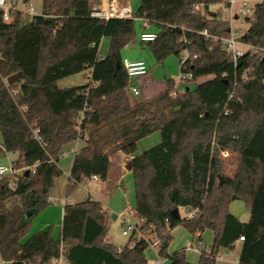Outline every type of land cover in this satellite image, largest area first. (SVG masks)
Returning a JSON list of instances; mask_svg holds the SVG:
<instances>
[{"label":"trees","instance_id":"trees-1","mask_svg":"<svg viewBox=\"0 0 264 264\" xmlns=\"http://www.w3.org/2000/svg\"><path fill=\"white\" fill-rule=\"evenodd\" d=\"M98 1L43 0L40 14L12 9L11 22L0 8V131L5 150L19 154L20 170L0 179V256L13 264H50L61 256L70 264H150L146 241L118 249L105 240L108 209L90 197L63 206L58 238L48 228L23 241L33 217L50 204L65 146L85 139L73 157L66 198L92 175L111 192L124 174L122 155H133L134 216L160 238L159 255L171 264H189L185 249L168 253L172 231L182 225L194 235L214 231L212 249L202 251L200 264H216L220 248H234L240 236L238 264H264V4L255 5L241 36L260 51L246 52L235 63L220 40L200 33L231 35L229 18L211 9L224 0H141L134 16L158 26L156 39L143 42L152 56L163 61L187 52L180 71L191 72L194 81L211 78L175 95V80L167 78L161 94L132 105L121 50L136 38V22L92 16ZM104 36L110 46L101 56ZM87 68L91 83L59 86ZM18 71L19 81L8 84ZM156 131L161 142L136 154L138 142ZM224 152L235 154L231 175ZM235 200L246 203L247 222L230 211ZM177 207L196 213L175 218Z\"/></svg>","mask_w":264,"mask_h":264},{"label":"rangeland","instance_id":"rangeland-1","mask_svg":"<svg viewBox=\"0 0 264 264\" xmlns=\"http://www.w3.org/2000/svg\"><path fill=\"white\" fill-rule=\"evenodd\" d=\"M28 2L32 4L33 10L32 13H29ZM130 5L132 11L135 13L141 4V0H127ZM17 8L28 14L29 16L40 14L43 10V0H29L25 2L24 0L17 1ZM238 5H236L237 7ZM211 9L215 10L220 16L224 18H229L231 31H233L237 36H243L246 31L250 28L251 23L247 19L245 15H240L239 18L230 19V14L228 8H226L224 2L211 4ZM136 28H137V36L136 38L126 45L122 50L121 54L127 58H142L144 59L149 67L148 75H152L159 82L165 81L167 78H173L175 80V86L178 82L177 77L180 73V58L183 55H187V52L182 53L180 56L175 54H171L166 57L163 61H157L147 48L146 43H143L139 38V33L143 30V26H146L147 30L158 31V26L156 24H144V21L139 18H135ZM110 45V37L104 36L101 40L100 44V53L101 55H105L108 53ZM240 47L244 48L242 44H239ZM260 51L258 47L256 49ZM90 69L87 68L77 74L71 75L68 78H63L58 81L59 86L65 87L69 85H82L91 83L90 78ZM210 76H206L205 78H209ZM201 80L192 81L187 86L189 88H194L197 83H200ZM149 87V90H143L141 85L140 87V95L133 96L126 90L127 95L129 97L130 103L134 105L136 102L148 100L154 98L161 94L166 86L158 89L155 87H150L149 84L145 83L143 86ZM182 85L179 86V89H183ZM183 91H178L181 93ZM173 95H175L173 93ZM1 136V131H0ZM155 137H157V142H155ZM161 132L157 131L155 135H151L148 139H144L141 142H138L137 152L140 154L151 147L159 144L161 142ZM0 145V163H8L15 161L18 158L17 152H8L3 155L1 151ZM123 156V162L121 163L122 169L124 170L123 176V184L120 181L116 187L113 188L111 192L106 190V183L101 179L98 181H93L90 185V189L92 194L94 195L92 198L97 200H101L103 205L110 209V213L108 214L107 222V232L105 240H109L110 243L115 245L118 249L125 247L126 245H130L133 242V238L130 236L123 235V230L128 223L135 224L136 222H140V219L136 218L133 213H130L128 210L131 208L133 211L136 209V197H135V187H134V176L132 170H128L126 165L131 160H127ZM129 156V155H127ZM223 155L226 161V173L231 175L236 167L235 164V154ZM69 163L68 159L62 158L59 162V166H64ZM62 169V167H61ZM19 172L20 170L17 169ZM66 174L62 173L55 180L54 187L50 192L49 201L50 204L44 208L41 212L35 215L32 219L31 227L28 234L23 238V241H26L30 236L34 233L51 228V233L55 238H58L61 235L62 223H63V203L64 199L69 201L70 199L75 202H80L87 199L85 195V184L81 183L77 189L66 198L65 196V188H66ZM230 211L234 214L238 215L244 221H248L250 219V212L246 203L243 200H235L230 205ZM180 215L182 217L186 216L188 210L185 207L180 208ZM114 213L118 215V217H114ZM144 232H146L147 236L153 240L155 238L154 235L149 233L148 229L143 228ZM173 238L168 248V253L173 254L176 251H180L185 249V257L189 264H200V256L202 251L209 253L212 249L213 240H214V231L211 229H206L202 233L201 241L203 244V248L200 251H194L189 247V244L195 242L197 237L192 234L186 227L179 225L172 231ZM107 238V239H106ZM223 256V260H218L219 256ZM146 257L151 264L153 260L160 258L165 261V264H171V259L169 257L161 256L158 253L157 248L148 247L146 250ZM218 258L216 264H237V249L236 248H226L221 247L218 253ZM236 261V262H235ZM61 264H70L64 257L62 258Z\"/></svg>","mask_w":264,"mask_h":264},{"label":"built area","instance_id":"built-area-1","mask_svg":"<svg viewBox=\"0 0 264 264\" xmlns=\"http://www.w3.org/2000/svg\"><path fill=\"white\" fill-rule=\"evenodd\" d=\"M18 0H0V8L3 11V20L6 22L13 21V15L10 13L12 9L18 10L17 8ZM224 2L228 5V10L230 14V19L239 18L240 15H245L248 20L254 19V8L258 3H263L264 0H224ZM236 5H238L236 7ZM29 13H32L33 7L30 2H28ZM196 10L201 9V4L195 5ZM92 16L110 19V18H136L134 16V12L132 11L130 5L127 0H99L93 7ZM142 20L141 18H139ZM143 21V20H142ZM146 24V21H144ZM206 38H211L213 40H220L224 46V48L228 51L231 59L236 63L237 60L242 57L246 52L255 51L257 47L249 42H243L242 38L237 36L233 31H231V35L229 37H218L211 35L207 30H203L200 32ZM157 37V32L149 31L143 27V30L139 33V38L142 42L154 41ZM240 39H239V38ZM239 44H242L244 48L240 47ZM189 54L183 55L181 57V62L183 63ZM122 64L126 70V73L129 78V84L126 88L130 94L133 96L140 95V87L137 83L138 78L146 75L149 71V67L147 62L144 59H130L127 57L123 58ZM249 73L246 72L243 77L248 78ZM178 82L176 83V87L174 89V94L178 91H184V88L192 81H194L193 74L191 72H183L180 71L178 77ZM182 85L184 88L179 89V86ZM82 116V114H81ZM81 120V117L80 119ZM35 137L38 141L42 142L44 137L39 134V129L35 130ZM224 155H227V152H224ZM35 172V168L32 170ZM17 172V165L15 161L8 162L6 164H0V179L4 176L12 175ZM100 180L98 175H92L90 177L85 178L84 184L85 186V195L87 197L92 198L93 194L90 189V185L93 181ZM130 213L134 214V211L129 208ZM196 213V210L189 211L187 215L189 217H193ZM145 224L144 219H140V222H136L135 224L128 223L124 230L123 235L130 236L133 238V242L129 245L130 247H134L140 241H146L148 243V247L157 248L159 247L160 238L155 236L153 240H151L146 232L143 230V225ZM197 239L195 242L189 244V247L194 251H200L203 248L201 237L196 235ZM239 240H244V236H240ZM63 256L55 260L50 264H61ZM0 264H13V260H7L0 256ZM151 264H165V261L157 258L153 260Z\"/></svg>","mask_w":264,"mask_h":264},{"label":"crops","instance_id":"crops-1","mask_svg":"<svg viewBox=\"0 0 264 264\" xmlns=\"http://www.w3.org/2000/svg\"><path fill=\"white\" fill-rule=\"evenodd\" d=\"M29 1V0H28ZM147 28V27H146ZM150 31H153V30H150ZM154 32H157V31H154ZM239 37H241V36H239ZM238 37V38H239ZM242 38V37H241ZM240 39V38H239ZM101 44V43H100ZM110 46V45H109ZM109 50V49H108ZM100 55H101V53H100ZM106 55V54H105ZM105 55H101V56H105ZM130 59H142V58H139V57H136V58H130ZM148 73H149V71H148ZM148 73L146 74V75H144V76H142V77H140V78H138V80H137V83H138V85H141V87H142V89L143 90H146V91H148L149 90V87H148V85L147 86H143L145 83H147V84H149L150 85V87H157L158 89H160V88H162V87H164V86H166V81H163V82H159L158 80H156L151 74L150 75H148ZM206 76H204V77H201V78H199V79H197V80H203V81H205V80H207V79H209V78H211V76L209 77V78H205ZM68 78V77H67ZM196 80V81H197ZM203 81H201V82H203ZM200 82V83H201ZM69 86H75V85H69ZM69 86H65V87H69ZM157 132V131H156ZM156 132H154V133H152V134H150V135H148V136H146V137H144V138H142L139 142H141V141H143L144 139H148L149 137H151V135H155V133ZM157 137H155V142H157V139H156ZM0 145H1V151H2V153H3V155H5V153H8L6 150H5V148H4V146H3V144H2V135L0 136ZM85 145V139H78V140H76V141H74V142H72V143H70V144H68V145H66L65 146V148H64V152H63V154H62V161L64 160V159H68V161H69V163L67 164V165H64V166H61L62 167V173H65L66 174V177H67V181H66V185H67V183H68V181H69V176H70V169H71V165H72V161H73V157H74V155L77 153V152H79V150L83 147ZM136 154H139L138 152H136ZM134 156L133 155H129V156H127V155H124V158L125 159H127L128 161L129 160H131L132 158H133ZM0 164H5V163H0ZM126 171H130V170H126ZM124 176V175H123ZM123 176H122V179H121V181H120V184H121V182H122V184H123ZM56 180V179H55ZM94 196V195H93ZM67 199H64V205L67 203V202H75L74 200H72V199H70L69 201H66ZM101 201V200H100ZM102 202V201H101ZM63 205V206H64ZM181 208V207H180ZM180 208H179V211H180ZM231 208V207H230ZM108 209V208H107ZM110 209H108V212L110 213V211H109ZM233 213V212H232ZM234 214V213H233ZM234 215H236V214H234ZM241 221H244L243 219H241L238 215H236ZM114 217L116 218V217H118V215L116 214V213H114ZM244 222H247V221H244ZM195 235H201V237H202V233L201 232H198V233H196ZM107 239V238H106ZM107 241H109L108 239H107ZM234 248H236L237 249V259L236 260H238L239 261V256H240V252H241V248H242V240H238L237 242H236V244H235V247ZM224 258H223V256H219V258H218V260H223ZM236 262V261H235ZM238 264V263H237Z\"/></svg>","mask_w":264,"mask_h":264},{"label":"water","instance_id":"water-1","mask_svg":"<svg viewBox=\"0 0 264 264\" xmlns=\"http://www.w3.org/2000/svg\"><path fill=\"white\" fill-rule=\"evenodd\" d=\"M21 75H22V71H18V72H16V73L10 75V76L7 78V82H8V84H14V83H17V82L19 81ZM189 89H190V88H189L188 86H186V87L184 88V91H187V90H189ZM126 168H127L128 170H131V169H132V162H131V161L128 162V164L126 165ZM25 174H26V176L29 175V170H28V169L26 170V173H25ZM15 190H16L17 193H21V192L23 191V183H22V181H18V182H17V185H16ZM172 215H173L175 218H179V217H180V212H179V208H178V207H177V208H174V209L172 210Z\"/></svg>","mask_w":264,"mask_h":264}]
</instances>
